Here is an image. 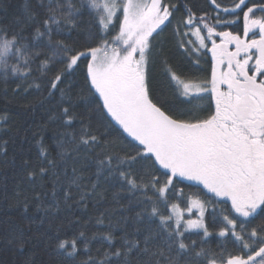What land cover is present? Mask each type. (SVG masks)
<instances>
[{
	"label": "snow or ice",
	"instance_id": "obj_1",
	"mask_svg": "<svg viewBox=\"0 0 264 264\" xmlns=\"http://www.w3.org/2000/svg\"><path fill=\"white\" fill-rule=\"evenodd\" d=\"M207 3L214 15L198 14L188 0H40L44 19L30 43L20 33L9 38L0 29L5 76L10 69L25 81L32 78L28 89L46 90V99L55 101L49 120L66 130L56 134L59 159L41 144L38 170L28 173L30 179L55 177L50 192L33 195L37 211L47 216L68 210L67 230L61 226L54 233L62 264H264V0ZM178 12L172 31L187 66L166 73L173 103L153 95L150 65L157 37ZM35 18L29 15L30 21ZM56 65L61 67L41 89L37 80ZM77 71L92 97L83 114L87 120L77 114L71 84L61 87ZM94 116L105 133L92 130ZM6 123L7 117H0V132L8 130ZM115 125L131 138L127 146L117 148L116 141L104 138ZM65 144L72 145L70 151ZM7 145L0 137V157L7 156ZM81 152L96 165L94 179L75 167L68 177L69 156L75 161ZM61 164L62 171H56ZM101 178L117 187V203L128 195L125 213L135 205L140 209L116 222L99 213L94 225L106 230L89 235L93 221L82 223L74 209L87 212L105 199ZM184 181L198 190L185 192ZM42 195L50 202L45 204ZM28 208L25 202L23 211ZM73 225L79 230L72 231ZM213 237L219 238L215 248ZM4 240L18 252L29 243L22 228ZM93 241L105 250L94 254ZM81 252L86 258L78 260Z\"/></svg>",
	"mask_w": 264,
	"mask_h": 264
},
{
	"label": "trees",
	"instance_id": "obj_2",
	"mask_svg": "<svg viewBox=\"0 0 264 264\" xmlns=\"http://www.w3.org/2000/svg\"><path fill=\"white\" fill-rule=\"evenodd\" d=\"M169 2V0H166ZM177 2V0H170ZM184 0H180L183 3ZM223 5L230 6L231 0H219ZM40 0H0V29H5L10 38L13 33H20L24 38V42L30 43L34 36V30L39 26V22L44 19V9L38 6ZM47 4V0H44ZM188 3L193 6L194 10L199 14L201 11H208L212 15V9L208 6L207 0H188ZM35 13V22L29 20V15ZM182 13H176V19L173 20L164 32L161 33L160 53L155 61L150 72L151 85L154 96L166 98L175 103L171 92V85L166 73L175 72L178 74L181 69L187 66V61L182 53L177 48V37L173 35V27L180 19ZM19 21V23H18ZM21 29H23L21 31ZM219 30V29H218ZM72 33L68 38L75 37ZM83 40V35L79 37ZM42 38L37 40L39 44ZM47 52V49H43ZM9 64L15 63V60L9 59ZM38 63V62H37ZM33 77L39 75L36 71L37 64H33ZM56 65L48 76L37 80L44 89L47 79L53 75L57 68ZM201 67L207 69V64L201 61ZM205 73L200 72L203 76ZM32 83L30 77L27 81L18 76L11 74L8 69V75L5 76V70H0V117H7V131L0 132V137L8 140L7 156L0 157V264H62V258L54 251L55 248V231L58 227L63 226L67 230V220L69 219L68 210L61 209L59 212L49 213L47 216L42 211L36 210L37 201L33 200L35 193L50 192L52 181L55 177L51 174L40 177L37 175L34 179L28 176L29 171H37L40 161L38 153L41 144L48 149L51 157L57 158L58 152L61 149L56 146V134L66 131L59 124V121L49 120L50 111L55 101L49 102L46 99V90L28 89V84ZM68 84L72 86V98L77 104V114L87 120V116H83L87 110L92 97L88 96L87 90L83 88V74L77 71L75 74H69L65 77V84L61 87L66 88ZM27 89V91H25ZM77 93L80 95L77 96ZM59 94H57V98ZM43 101V103H41ZM114 124V122H113ZM92 130L101 135L107 130L102 123L94 116L91 120ZM117 132L120 133L119 138ZM108 141H116L117 148L127 146L131 140L126 133L115 125V130L104 137ZM65 150H71L72 145L65 144ZM97 152L100 149L96 150ZM75 155V153H73ZM84 153H80V159L73 160L69 156L67 160L68 177L72 176V168L77 169L78 174L85 177H93L96 171V165L92 159L84 160ZM27 160L28 165L24 164ZM85 164L87 165L85 167ZM64 165L56 171H62ZM67 177L61 175V180H66ZM193 182L184 181L180 187H183L185 192H195L198 189L192 186ZM100 189L104 191L105 199L99 204H90L87 212L80 209H74L75 215L81 218V222L93 221L89 223L86 232L90 235L97 228L101 232L105 231L104 225H94V218L101 212H107L113 222H116L120 217L129 214L134 215V211H139L140 205L134 206L132 213H125L123 210L128 204V195L122 194V197L117 203L113 199V194L117 191V187L111 182H105L103 178L100 180ZM75 191V190H73ZM19 193V195H18ZM41 199L47 204L50 202V196ZM27 202L29 205L28 211H23V204ZM43 218L44 222L40 221ZM107 219L105 224H107ZM259 219L256 223H260ZM79 225H73L72 231L79 230ZM132 224L129 222L128 228L132 229ZM23 229L25 239L29 243L23 251H16V245H9L4 240V237L11 232ZM63 235V232L61 233ZM119 235V232H117ZM192 238L196 239L197 235L192 233ZM51 237L52 239H48ZM218 237L211 238V246L216 247ZM92 251L95 254L97 249L104 251L98 241L92 242ZM85 254L81 252L78 255V260L85 259Z\"/></svg>",
	"mask_w": 264,
	"mask_h": 264
},
{
	"label": "rangeland",
	"instance_id": "obj_3",
	"mask_svg": "<svg viewBox=\"0 0 264 264\" xmlns=\"http://www.w3.org/2000/svg\"><path fill=\"white\" fill-rule=\"evenodd\" d=\"M192 39H195V38L193 37ZM157 45H158V48H157L156 51H154V59L151 62V65H150V72H151V70L153 68V65H154L155 61L157 60V57L159 56V53H160V39H158V38H157Z\"/></svg>",
	"mask_w": 264,
	"mask_h": 264
},
{
	"label": "clouds",
	"instance_id": "obj_4",
	"mask_svg": "<svg viewBox=\"0 0 264 264\" xmlns=\"http://www.w3.org/2000/svg\"><path fill=\"white\" fill-rule=\"evenodd\" d=\"M0 70H4L3 68H0Z\"/></svg>",
	"mask_w": 264,
	"mask_h": 264
}]
</instances>
